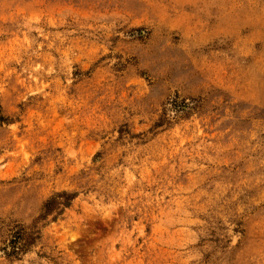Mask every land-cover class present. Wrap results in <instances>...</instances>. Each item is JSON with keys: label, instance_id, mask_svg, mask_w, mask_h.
<instances>
[{"label": "rangeland", "instance_id": "1", "mask_svg": "<svg viewBox=\"0 0 264 264\" xmlns=\"http://www.w3.org/2000/svg\"><path fill=\"white\" fill-rule=\"evenodd\" d=\"M0 264H264V0H0Z\"/></svg>", "mask_w": 264, "mask_h": 264}, {"label": "trees", "instance_id": "2", "mask_svg": "<svg viewBox=\"0 0 264 264\" xmlns=\"http://www.w3.org/2000/svg\"><path fill=\"white\" fill-rule=\"evenodd\" d=\"M13 243L17 244V242H16V241H14ZM15 247H17V246L13 245V248H15ZM13 251H14V250H13Z\"/></svg>", "mask_w": 264, "mask_h": 264}]
</instances>
